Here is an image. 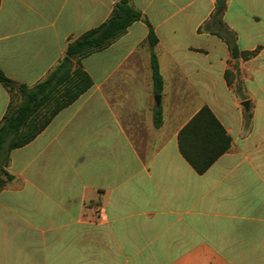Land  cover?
<instances>
[{"label": "crops", "instance_id": "0c3cea01", "mask_svg": "<svg viewBox=\"0 0 264 264\" xmlns=\"http://www.w3.org/2000/svg\"><path fill=\"white\" fill-rule=\"evenodd\" d=\"M118 1L1 0L0 69L34 86ZM132 4L158 44L138 21L84 58L92 88L12 152L15 178L0 192V264H264V0H226L222 25L213 22L217 0ZM225 28L257 55L232 58L216 34ZM9 103L0 84V122ZM204 106L232 146L199 174L178 135Z\"/></svg>", "mask_w": 264, "mask_h": 264}, {"label": "trees", "instance_id": "16d2710c", "mask_svg": "<svg viewBox=\"0 0 264 264\" xmlns=\"http://www.w3.org/2000/svg\"><path fill=\"white\" fill-rule=\"evenodd\" d=\"M222 16L223 13L214 15L213 22L222 25ZM138 21L147 24V42L155 47L158 38L144 14L134 7L132 0H119L111 16L98 27L71 41L56 67L34 86L15 83L0 69V84L10 95L8 109L0 122V192L15 178L8 171L12 152L35 140L62 110L92 88L93 80L85 71L82 60L107 49ZM223 32L218 31L216 34L226 42L232 58L248 60L257 55L259 49L241 51L236 35L227 28ZM151 68L154 93L159 95L163 92L164 80L155 53L151 57ZM229 75L230 72L226 71L230 85ZM162 124V109L155 108L154 126L160 128ZM178 144L186 161L197 173L204 174L230 150L232 140L214 113L204 106L180 131Z\"/></svg>", "mask_w": 264, "mask_h": 264}, {"label": "water", "instance_id": "95a60500", "mask_svg": "<svg viewBox=\"0 0 264 264\" xmlns=\"http://www.w3.org/2000/svg\"><path fill=\"white\" fill-rule=\"evenodd\" d=\"M217 5H218V8H217V13H221L224 8H225V5H226V0H217ZM18 86V85H17ZM160 102H161V96L160 95H157L156 96V104L157 106L159 107L160 106ZM243 106L248 109L249 107V102L248 101H245L243 103Z\"/></svg>", "mask_w": 264, "mask_h": 264}]
</instances>
